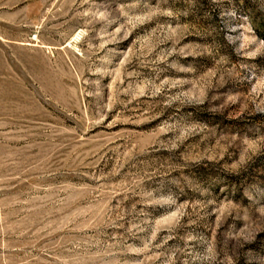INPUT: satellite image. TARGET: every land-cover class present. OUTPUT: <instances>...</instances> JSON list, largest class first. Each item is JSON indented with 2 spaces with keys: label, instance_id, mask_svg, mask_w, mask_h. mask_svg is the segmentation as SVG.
Here are the masks:
<instances>
[{
  "label": "rangeland",
  "instance_id": "1",
  "mask_svg": "<svg viewBox=\"0 0 264 264\" xmlns=\"http://www.w3.org/2000/svg\"><path fill=\"white\" fill-rule=\"evenodd\" d=\"M0 264H264V0H0Z\"/></svg>",
  "mask_w": 264,
  "mask_h": 264
}]
</instances>
